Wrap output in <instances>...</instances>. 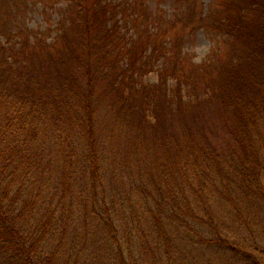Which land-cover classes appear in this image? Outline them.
Instances as JSON below:
<instances>
[{"label":"rangeland","instance_id":"obj_1","mask_svg":"<svg viewBox=\"0 0 264 264\" xmlns=\"http://www.w3.org/2000/svg\"><path fill=\"white\" fill-rule=\"evenodd\" d=\"M258 1L122 0L126 9L120 13L124 15L120 23L116 7L99 17L96 0H0V40L4 41L0 56H10L13 74L45 81L50 87L68 84L53 99L60 117L43 125L38 132L44 133H37L48 135L40 139L46 140L44 152L50 151L52 162L61 165L63 158L59 161L53 154L66 146L73 150V203L79 202L74 193L83 187V197L89 196L90 187L97 198L105 197L116 208L118 243L88 202L86 226L81 213L54 237L62 239L59 262L66 263L68 252L78 247V238L70 233L85 230L87 241L80 238L85 244L79 253L73 252L69 264H121L120 256L127 264H243L230 248L193 243L189 239L196 232L186 237L183 231L167 233L152 221L164 213L161 218L167 224L176 220L178 212L169 214L164 208L169 192L180 203L184 195L191 196L190 186L181 183L171 166L178 163L180 168L179 148L164 143L160 132L165 129L180 137L186 126L200 143L223 142L226 112L211 89L219 81L236 90L240 80L237 75L232 79L234 70L249 75L260 68L257 57L247 61L255 40L264 36L254 35L264 20L263 10L250 8ZM78 4L90 12L83 20L76 14ZM2 66L0 62V70ZM180 96L187 97L184 104ZM86 117L93 128L88 142ZM59 135L64 137L60 141ZM92 138L97 171L87 148ZM81 177L84 184L76 186ZM236 190L232 188L230 198ZM149 205L154 211L147 217ZM241 211L252 234L245 223L229 229L241 226L239 240L245 238L256 247L258 252L252 253L257 264H264L259 208ZM198 226L206 237H213L207 225ZM248 257L252 263L253 256L248 253Z\"/></svg>","mask_w":264,"mask_h":264},{"label":"trees","instance_id":"obj_2","mask_svg":"<svg viewBox=\"0 0 264 264\" xmlns=\"http://www.w3.org/2000/svg\"><path fill=\"white\" fill-rule=\"evenodd\" d=\"M94 5L98 8L101 18L106 13H113L115 7L117 14L122 13L125 8L122 0L118 3L96 0ZM250 6L255 10H263L264 14V1L251 3ZM87 9L84 5L78 4L77 16L83 20V16L90 13ZM123 16L120 14V23ZM257 34H264V20L254 33ZM262 36L255 40L250 50L253 53H249L247 57V61H250L249 58L252 60L257 57L260 68L251 70L249 75L240 72L239 69L234 70L231 74L232 79L237 75L240 80L236 90L227 89V86L219 81L212 86L211 92L220 99L226 112L224 130L226 135L223 142L215 145L200 143L186 126L182 127L180 137L165 129L160 132L164 143L167 141L168 144L179 148L180 168L177 166L178 163L171 166L181 183L190 186L191 196L184 195L185 200L180 203L175 194L169 192L171 193L169 197L164 198V208L169 214L178 212L174 214L176 220L172 224H167L165 218H161L165 216L164 213L155 218L157 221H152L153 225H157L158 229L163 231L166 230L167 233L183 231L186 237L191 232L193 235L196 232L195 237L191 235L189 239L193 243H208L214 244L216 248H230L235 255H239L243 264H257L259 261L252 253L256 255L258 252L256 247L248 245L245 238L239 240L241 231L238 229L244 223L247 225V232L251 234L253 232L250 221L241 211L242 207L253 208L254 211L259 208L258 222L260 220V225L264 227V36L263 38ZM0 50L4 51V41L1 40ZM0 58L3 64L0 70V262L4 259L2 264H69L73 252L79 253L85 244L80 238L87 241L89 232L83 230L79 234L70 233L72 238H78V247L68 252L70 258H65L66 263L59 262L58 254L61 251L62 239L59 237L56 241L54 237L61 229H66L70 219L79 217L81 213L83 224L86 226L89 216L88 202L93 205L91 210L99 221H103L107 234L109 236L113 234V240L118 243V222L114 217L116 209L114 203L108 202L103 196L97 198L90 187L87 190L89 196L83 197L85 194L83 187L80 192L74 193L79 196V202L73 203L70 192L71 184L76 181L73 176V160L70 158H73V150L66 146L62 152L53 154L59 161L63 158L64 163L56 164L52 162V153L44 152L43 145L46 140L40 141L48 135H37L45 132L44 130L38 132L43 129V125L53 124L54 119L60 117L58 104L56 105L53 99H57L61 95L57 91L67 88L68 84L65 82L50 87L45 81L37 82L29 78L24 80L20 75L17 74L18 77L13 74L9 55L4 53ZM229 68H234V65ZM153 88L150 86V90ZM186 100V96H180L182 104ZM150 111L152 112V109ZM86 131L88 133L85 138L88 142L93 128L90 118L87 117ZM63 138L61 135L56 137L58 141ZM93 141L92 138V145L89 143L87 148L89 158L91 161L93 159V168L97 171ZM40 146L41 148H38ZM219 179L220 186L216 182ZM83 180L81 177L76 186L84 184ZM177 186L179 188L180 183H177ZM232 188L237 190L235 197L230 198L229 192ZM168 191H171V186ZM228 199L231 202H228ZM153 211L154 207L151 209L149 205L144 214L148 217ZM237 223L241 226L229 229L230 225L234 226ZM198 225H207L213 232V237L209 238L202 234L199 230L201 226ZM55 230L51 239V234ZM230 230L235 234L230 233ZM242 252L246 254L244 258ZM248 253L254 258L252 263L249 261ZM119 258L121 264H127L123 256Z\"/></svg>","mask_w":264,"mask_h":264}]
</instances>
